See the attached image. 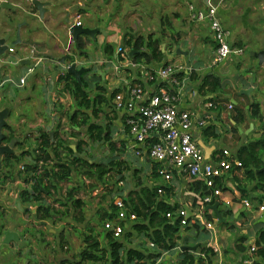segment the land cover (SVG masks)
Wrapping results in <instances>:
<instances>
[{
	"label": "crops",
	"instance_id": "1",
	"mask_svg": "<svg viewBox=\"0 0 264 264\" xmlns=\"http://www.w3.org/2000/svg\"><path fill=\"white\" fill-rule=\"evenodd\" d=\"M103 3L104 1L100 0L98 5L100 11L104 9ZM159 3H161L160 12L156 16H148L150 23L153 24L152 27L147 26V31L137 34L128 32L124 34L125 39L135 35L141 36L144 40L151 36L161 41L159 49L163 53V60L150 64L141 61L140 67L155 70L167 63L183 66L182 71H176L182 86L179 107L200 118L208 110L205 105L213 104V108L208 110L211 120L206 122L202 129H194V138L201 148L204 160L214 163L222 157L223 151L234 157L240 146L264 137V56L259 63L258 58L251 55V53L264 52V0H207L206 2L204 0H161L160 2L159 0ZM208 3L217 7V16L222 27L230 32L226 42L231 53L223 63L216 66L211 63L217 43L208 23L205 20L195 21L192 18L193 14L204 13ZM88 4V0H72L69 5H62L59 9L56 8V0H54L52 6L54 5L55 12L50 7L43 20L37 17L33 9L34 14L31 19H37L41 30L46 32L54 30L55 43L46 40L45 43L39 44L37 39L35 40L37 43L32 42L27 46L25 45L27 28L19 29L20 32L15 37V43L19 47L8 46L0 56V111L3 109L9 111L6 119L7 127L3 130L6 135L4 144L14 139L13 155L16 156L8 162L9 164L4 161L5 156L1 159L0 264H61V261L69 259L63 256V253L60 257L61 252L55 251L53 247V236L59 227L56 222L57 217L51 222L36 217L37 209L47 204L46 194L40 200H32L29 203L22 202L20 196L26 190L31 191L34 184L30 182L31 180L26 182L27 179H31V174L20 172V167L33 163L38 155H42L39 150L46 148L43 136L48 135L52 139L54 135L57 139L59 137L66 139L73 150L75 149L71 142L77 140L75 147L82 141L79 155H83V158L85 156L89 161L106 163L116 158L124 162L127 169L123 171V180L125 175L129 176V179L126 178L125 185L122 182L123 187L119 192L115 191L114 197L125 198L135 183L132 177L134 169L139 170L136 176L141 181L147 184L152 182L150 174L154 163L146 157L139 158L134 155V149L130 148L133 145L132 139L124 126L125 116L114 108L112 96L116 93L126 97L129 86L137 82L142 83L148 92L157 91L159 86L156 83L144 82L139 67H132L129 62L117 61L120 58L115 55V51L118 47L122 48L123 34L113 32L115 31L112 27L113 20L111 21L110 15L105 17L103 11L99 13V19L107 20L105 35H97L94 38V45L100 48L97 60L90 61L87 57L85 50L90 46V42H87L85 36L80 37L83 44L81 48L75 49L69 29L76 16H79L84 23L83 19L87 18L89 13L100 12L98 9L91 12ZM58 15H61V20ZM83 23L82 27L93 29L84 26ZM37 34L39 33L34 35ZM58 34L66 36V41H60ZM0 39L5 40L4 35H0ZM105 45L113 49L112 59L104 50ZM8 48L13 52L9 53ZM51 48L58 53L56 57L51 56ZM122 49L127 53L128 58L132 57L129 56L131 48L124 46ZM31 50L34 51L33 54H30ZM64 57L67 59L61 63L60 60ZM38 58L41 62L36 66L41 65L40 71L35 73V66L29 73L28 70L34 66ZM68 64H75L77 68L87 65L85 68H89V71L82 75L87 84L89 98L93 99L96 93L104 97L106 103L102 105L96 118L92 117L91 109L83 113L88 117V123L108 126L110 134L108 142L89 141L85 126L71 131L67 116L73 111V101L69 92L64 90V83L59 81V78L66 73L64 68ZM29 74L33 75L31 81L28 84L25 81L23 87L18 86L16 80L18 76L21 75L19 77L21 78ZM206 76L218 78L219 84L213 89L211 87L202 89V78ZM39 87L44 90V98L40 105L29 94ZM96 87H103L104 91L98 92ZM168 88L177 90L173 86ZM228 105H231L232 109H228ZM235 116L238 122L234 121ZM78 134L82 138L75 139ZM95 145H100L104 151L102 157L98 159L92 155ZM23 159L25 161H22ZM19 160L22 162L20 163ZM14 162H19L18 169L14 168V172L11 173L9 166ZM262 162L264 163V155ZM257 168L254 165L250 167L255 176L264 172H260ZM245 172L244 168H232L224 173L221 177L223 185L220 196L214 197L206 205L201 203V195L190 188L193 181L175 173L172 175V180L169 182L172 186L169 201L177 205L175 214L178 213L181 218L186 217L187 225L183 227L194 228L197 225L199 228L182 231L188 243L185 245L180 243L173 251L162 254L156 264H181L182 252H184L180 250L182 246H196L194 251L187 252L195 259L200 258L202 260L200 264H253L254 262L264 264L263 256L262 258L255 256L259 235L264 232V222H262L264 210H259L260 207L264 208V187L258 180L240 184L243 182ZM109 178L107 176L106 180ZM161 182L163 183L162 179H157L155 184L160 185ZM244 201L249 202V208L244 206ZM194 217H200L202 221ZM205 222H211L212 227L205 228ZM53 224L56 225L55 228ZM11 232L17 234L18 241H12L7 246L2 245L4 236ZM262 239L263 245L264 234ZM202 246L209 249L207 257L200 249ZM251 248L255 249L254 252L250 251ZM41 249H44L43 255L40 253Z\"/></svg>",
	"mask_w": 264,
	"mask_h": 264
},
{
	"label": "trees",
	"instance_id": "2",
	"mask_svg": "<svg viewBox=\"0 0 264 264\" xmlns=\"http://www.w3.org/2000/svg\"><path fill=\"white\" fill-rule=\"evenodd\" d=\"M123 38L122 48L127 46L134 51L132 57L129 58L131 62L139 63L143 61L146 64H150L163 60V53L159 49L161 44L159 39L150 36L147 40H144L141 36L135 35H131L129 39H125L124 35ZM79 45L81 48V43ZM104 50L108 52L110 59H112L113 49L111 46L105 45ZM59 81L64 83V90L69 92L73 101V111L67 116L68 123L71 125V131L85 126L89 141L108 142L110 139L108 126L88 123V117L83 113L85 110L91 109L92 117L96 118L102 105L106 103L104 97L96 93L93 99L89 98L84 75H81L80 83L67 73H64L59 78ZM202 82V89L205 87L213 89L219 84V79L206 76L202 78ZM95 89L98 92L104 91L103 87H96ZM233 119L238 122L237 116ZM43 137L45 138L44 144L46 148L39 150L42 155H38L33 163L24 165L23 170H20V172L25 174H31V179H27L26 182L31 180L30 182L34 183L31 191L26 190L20 194L22 202L29 203L32 200H40L46 194L45 199L48 198L47 204L40 206L36 211V217L43 221H51L54 217L62 219V216H67L70 209L73 212H78L83 202L74 197L84 187L81 179L78 181V186L62 194L63 198L61 197V199H55L51 193L53 190H58L60 183L70 182L73 172H76L77 176L81 173L93 181L88 186L89 192L93 194L94 192L101 191L103 188L105 193L101 194L100 198L105 200L106 196L109 197L107 208L101 207L97 211V216L103 229L104 222L113 221L117 215L118 210L112 201L113 195L121 189L118 183L124 181L123 171L127 169L124 162L116 158L110 159L106 163L89 161L79 155L82 150V141L73 150L66 139L61 137L57 139L54 135L52 139L48 135ZM263 155L264 137L248 142L236 150L234 158L241 163L240 168L246 169L243 182L240 184L243 185L246 181L258 180L263 183L264 187V172L255 176L250 169L253 165L257 166V169H260L263 163ZM15 157L14 155H9L3 159L9 164L8 162H11ZM48 162H51V164H48ZM81 169H86V171H81ZM159 169L160 166L158 164L152 165L150 174L152 182L150 184L137 178L136 173L139 170L134 169L132 177L135 183L122 200L127 215L133 214L135 219L129 220L126 217L121 221L120 224L124 231L119 237L114 238L108 231L103 229L102 232L105 234L104 241L101 243L99 240L100 233H94V230L89 228L82 239L83 246L77 255L61 261V264H156L162 254L173 251L180 243L183 245L187 244V237L182 235V231H191L199 227L195 225L194 228H191L180 225L181 217L175 214L177 205L169 201L172 191V186L169 182L172 178L167 182L164 181L158 173ZM107 176L110 177L109 180H106ZM157 179H162L163 183L161 182L160 185H156ZM116 184L118 189L114 190ZM222 185L221 179L215 180V188L221 190ZM190 188H192V191L200 194L201 199L208 193L204 184L199 181H193ZM158 190H161L160 194ZM122 191L123 189L121 193ZM81 213L80 210L79 215ZM168 214H170L169 218H167ZM73 218L77 222L82 223L84 221V216H73ZM263 234L264 232L259 235L260 240L257 243L255 251V256L261 258L262 256L264 257ZM147 241L151 242L153 246L148 247ZM200 249L206 257L209 255V249L204 246ZM182 254L183 260L181 264H193L195 262L200 264L202 261L200 258L195 259L187 251L182 252ZM253 264L258 263L254 262Z\"/></svg>",
	"mask_w": 264,
	"mask_h": 264
},
{
	"label": "built area",
	"instance_id": "3",
	"mask_svg": "<svg viewBox=\"0 0 264 264\" xmlns=\"http://www.w3.org/2000/svg\"><path fill=\"white\" fill-rule=\"evenodd\" d=\"M190 10L192 8L190 7ZM195 21L205 20L213 35L217 47L214 52L212 65H218L224 62L229 56L231 50L226 42L230 32L223 28L217 16V7L206 4L204 13L193 14ZM72 26L82 27V21L76 16ZM9 53L13 50L9 49ZM33 50L30 54H33ZM115 55L120 58L119 62H129L132 67H139L140 75L146 83H156L159 89L154 92H148L144 89L142 83H135L129 86L127 96L114 94L113 106L117 111H121L125 116L124 126L132 139L133 153L136 157H146L151 163L160 166L159 175L164 181H169L175 173L178 176L188 178L190 181H199L204 184L208 193L201 199L203 205L209 204L214 197L221 194V190L214 187L216 179H221L222 175L230 171L233 167L240 168L241 163L232 157L227 151H223L222 157H219L214 163H208L204 160L201 148L197 145L194 138V129H202L206 122L211 120L208 110L213 108L212 103L206 104L208 109L200 118L188 110L179 107V100L182 97L179 78L176 71H182L183 66L173 63H167L158 69H147L140 67L141 64L133 63L127 57V53L121 48H116ZM41 60L38 58L33 67L28 71L32 72L33 68ZM70 64L66 65V70ZM25 77L17 80L20 87L25 85ZM168 86L176 87L173 91ZM228 109H232L228 105ZM23 170V167H20ZM119 186L122 182L118 183ZM161 193V190H158ZM113 205L116 207L117 215L113 221H106L103 229L108 231L112 237H119L124 231L121 221L126 217L134 220L133 214L125 211V206L121 197L113 198ZM244 206L249 208L248 201L243 202ZM260 211L264 208L260 207ZM179 216V214L177 213ZM170 214L167 215V218ZM185 217V216H184ZM202 221L200 217H194ZM180 225H187L186 217L181 218ZM205 228L212 227L211 222L204 223ZM148 247H152L151 242H146ZM254 248L250 251L254 252ZM251 264V263H249Z\"/></svg>",
	"mask_w": 264,
	"mask_h": 264
},
{
	"label": "rangeland",
	"instance_id": "4",
	"mask_svg": "<svg viewBox=\"0 0 264 264\" xmlns=\"http://www.w3.org/2000/svg\"><path fill=\"white\" fill-rule=\"evenodd\" d=\"M4 1L11 5L10 8L0 9V35H4L7 46H11L12 48L19 47V45L15 43V37L20 32L19 29H24V28H27V33H28L25 39V45L27 46L32 42L37 43L35 41L37 39H39L38 40L39 44L45 43L46 40L55 43L53 39L54 30L52 32H46L44 30H41L39 28V24L37 23V19L36 18L31 19L32 14H34V10L32 5L30 4V1L28 0H4ZM69 1L56 0V8L60 9L62 5L63 6L69 5L72 0L70 2ZM103 1L104 3L102 5L104 6V9L102 8L101 10L104 12V16L108 17L110 15L111 21L113 20L112 27L115 28V31L113 32H118L120 34H123V37L124 34H127L128 32L137 34L142 31H147L148 30L147 26L152 27L153 24L150 23V18L148 16H153V15L156 16L160 12V5H161V3H159V0H118V1L103 0ZM88 3H89L88 7H91L90 8L91 12L95 9H98V11H100L98 7V5H100V0L99 1L88 0ZM50 9L54 11L55 9L54 5L51 6ZM102 11L96 12L97 14L93 12L89 13V16L83 19L85 20L84 23L82 22L83 25L91 27L93 29L98 28L104 30L107 20L106 18L99 19L100 18L99 13H101ZM57 17H59L60 20L62 19L61 15H58ZM35 33H39V34L34 35ZM58 35L59 36L57 37L59 38L60 41H66V36H63L62 34H58ZM99 50L100 48H98L96 45H94V42H92L90 46L85 50V53H87V57L89 58L90 61H95L97 60V57L100 54ZM50 51L52 57H56V55H58V53L54 52L52 48L50 49ZM40 66L39 67L36 66L35 73H38L40 71ZM85 67H87V65ZM31 75L32 74L23 76L26 79L25 80L26 84H28L31 81L32 78ZM20 76H18L16 80H18ZM43 93L44 90L39 87L33 90V92L29 94L32 96L33 100L38 102L40 105V103L43 101L44 98ZM78 137L82 138L81 135L78 134V136L75 139H78ZM76 141L77 140L71 142L74 149H75L74 144ZM93 151L94 152L92 153V155L95 159L102 157L104 152L103 148H101L100 145H95ZM84 158L86 157L84 156ZM22 161H25V159H23ZM22 161L19 160L20 163ZM18 163L14 162L12 163V165L9 166V171L11 173L14 172V168L15 170L18 169V165H19ZM81 171H86V169H81ZM126 178L129 179V176L125 175V180L123 181L124 185L126 183ZM79 179H81L82 182L84 183V187L78 191V193L75 195L74 198L80 199L83 202V205L80 209L82 213L80 215L84 216V221L82 223L75 221L73 216L81 217L79 215L80 210L78 212L77 211L73 212V210L70 209L68 210L69 212L67 213V216L64 217L62 216V219H57L58 221L56 222L59 224V227L56 229L55 235L53 236V240H54L53 247L55 248V251L61 252L60 257L62 256L61 254L63 253V256L65 255L69 259L72 256H76L79 250L82 248L83 246L82 239L87 233L89 228H92L94 230L93 231L94 233L95 232L100 233L99 240L101 243H103L104 241V234H105L104 232H102L103 229L99 222L97 211L101 207L107 208L109 197L106 196L105 200H102L100 198L101 194L105 193L103 188L101 191L94 192L93 194L89 192L88 186L93 182L90 178L83 176L81 173H79V176H77L76 172H73L71 181L60 183L58 190L57 191L53 190L51 194L55 199L56 198L61 199L62 194H65L71 188L78 186ZM119 187L121 188L123 187V185ZM116 189H117V184L114 187V190ZM55 226L56 225L53 224L54 228ZM42 250L44 249H41L40 253L43 255L44 252Z\"/></svg>",
	"mask_w": 264,
	"mask_h": 264
},
{
	"label": "water",
	"instance_id": "5",
	"mask_svg": "<svg viewBox=\"0 0 264 264\" xmlns=\"http://www.w3.org/2000/svg\"><path fill=\"white\" fill-rule=\"evenodd\" d=\"M30 1V4L32 5L33 9L35 10V12L37 13V17L40 20H43L44 15L49 11V8L52 6V2L54 0H51L52 2L49 1H40V0H28ZM207 0H204V2H206ZM11 5L6 3V2H1L0 1V9L1 8H10ZM67 21V19H66ZM105 35V32L103 29H89V28H84V27H80V26H72L69 29V35L74 43V47L75 49H79L80 45H79V38L82 36L88 37L91 39L90 43L92 42L95 43V36L96 35ZM5 40L4 39H0V56H2L4 54V52L7 49V45L4 44ZM9 50V48H8ZM134 54V51L131 50L129 52V56H132ZM255 57L258 58L259 63L263 60V56H264V52H259V53H255L252 54ZM67 57H64L60 60L61 63H64V60H66ZM89 68H85V67H81V68H77L75 64H71L66 70L65 72L71 76H73L75 78V80L80 83V77L83 73L88 72ZM9 116V111L8 109H3L0 111V168H1V159L4 156H9V155H13L14 151V144H15V140L12 139L10 140V142L8 144H4V141L6 139V135L3 133V130L5 127H7V122L6 119ZM264 171V163L262 168L259 170ZM217 217L220 219V217L217 214ZM264 217V216H263ZM262 222H264V218L262 219ZM12 241H18V236L17 234L11 232L9 234H7L6 236H4V238L2 239L1 244L4 246L10 245V242ZM196 249V246H182L180 248V250L182 251H194Z\"/></svg>",
	"mask_w": 264,
	"mask_h": 264
},
{
	"label": "flooded vegetation",
	"instance_id": "6",
	"mask_svg": "<svg viewBox=\"0 0 264 264\" xmlns=\"http://www.w3.org/2000/svg\"><path fill=\"white\" fill-rule=\"evenodd\" d=\"M96 36H97V35H96ZM83 37H84V36H83ZM85 38L87 39V42H88V41H89V42L91 41V39H90V38H88V37H85ZM79 42L81 43V46H82L83 44H82V42H81V39H80V38H79ZM80 43H79V44H80Z\"/></svg>",
	"mask_w": 264,
	"mask_h": 264
}]
</instances>
